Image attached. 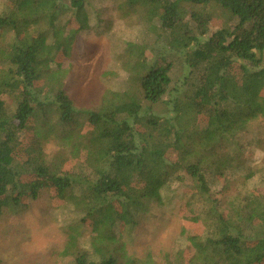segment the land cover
I'll return each mask as SVG.
<instances>
[{"label": "trees", "instance_id": "obj_1", "mask_svg": "<svg viewBox=\"0 0 264 264\" xmlns=\"http://www.w3.org/2000/svg\"><path fill=\"white\" fill-rule=\"evenodd\" d=\"M88 1L0 0V219L50 191L78 214L64 264H264V197L229 211L210 195L212 175L240 166L238 136L264 118V0H192L229 15L233 23L214 32L210 15L188 13L179 0H125L165 48L149 58L145 45L128 42L119 58L124 88L79 108L61 67L91 29ZM182 51L190 69L175 84ZM85 125L92 127L91 162L74 170L39 155L45 133L59 132L74 149ZM185 179V209L203 227L182 233L189 254H167L163 263L151 254L129 258L119 228L137 225L166 186ZM86 227L89 251L78 246Z\"/></svg>", "mask_w": 264, "mask_h": 264}, {"label": "rangeland", "instance_id": "obj_2", "mask_svg": "<svg viewBox=\"0 0 264 264\" xmlns=\"http://www.w3.org/2000/svg\"><path fill=\"white\" fill-rule=\"evenodd\" d=\"M179 1L188 13L201 11L210 15L211 32L225 23H233L217 6L203 8L192 0ZM87 7L91 29L78 37L73 55H64L61 67L68 94L79 108H93L108 89L124 88L126 73L119 58L128 42L145 45L149 58L165 48L163 41L156 39L150 30V25L127 10L125 0H89ZM191 23L196 26L194 20ZM208 38L209 35L202 39ZM179 54L171 72L175 84H181L190 69L184 62L186 52ZM262 58L260 67H264V52ZM91 128L89 125L83 127L80 139L83 144L74 149L59 139V132L47 136L45 133V137H41L43 145L39 155L45 154L48 161H61L67 169L76 170L77 162L93 160L94 148L92 144L88 145ZM236 146L240 149V166L225 171L223 176L210 177L211 198L217 200L223 210L229 211L255 196L264 197L263 117L250 123L248 130L236 139ZM188 184L190 181L185 179L183 183L166 186L162 201L154 202L140 216L137 225L125 230L119 228V238L124 242L129 258L139 260L151 254L155 261L163 263L167 254L173 256L180 251L189 254V243L182 233H200L203 227L195 210L185 209L191 197ZM77 219L74 208L50 191L42 192L23 212H4L0 219L1 264H64L68 226ZM81 233L79 249L89 251L92 228H83Z\"/></svg>", "mask_w": 264, "mask_h": 264}]
</instances>
